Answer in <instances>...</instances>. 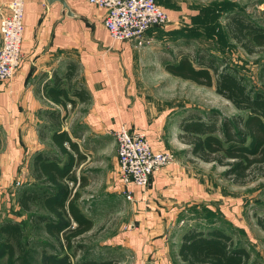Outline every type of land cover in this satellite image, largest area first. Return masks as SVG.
I'll list each match as a JSON object with an SVG mask.
<instances>
[{"label":"crops","instance_id":"0c3cea01","mask_svg":"<svg viewBox=\"0 0 264 264\" xmlns=\"http://www.w3.org/2000/svg\"><path fill=\"white\" fill-rule=\"evenodd\" d=\"M9 1L0 0V14ZM64 1L67 8L59 1L25 0L23 60L11 81L0 84L1 185L25 181L38 190L39 181L33 175L37 155L57 158L60 166L66 165L69 158L53 142L55 132H66L81 156L65 143L74 156L77 179L69 184L83 185L87 172L103 168L108 180H117L118 152L112 132L126 126L131 132H144L155 149L174 156L147 187L132 188L130 200L137 209L132 232L167 234L187 213H194L196 199H207L215 187L225 196L228 193L217 180L195 174V169H201L195 159H200L181 138L186 117L180 120L159 112L139 93L154 67L162 66L170 73L161 48L166 40L152 29L145 46L133 41L117 43L104 26L106 10L88 0ZM168 14L170 20L175 18V13ZM224 172L223 168L221 180L230 182ZM203 211L211 217L207 229H215L214 213ZM187 231L183 228L175 251Z\"/></svg>","mask_w":264,"mask_h":264},{"label":"rangeland","instance_id":"374dc122","mask_svg":"<svg viewBox=\"0 0 264 264\" xmlns=\"http://www.w3.org/2000/svg\"><path fill=\"white\" fill-rule=\"evenodd\" d=\"M155 2L167 13H175L173 20L156 30L160 39L164 37L166 40L161 48L169 63H172L178 53L196 55L203 52L216 60L219 72L232 73L253 93L264 94V49L247 54L228 36L225 28L228 15L235 11H240L255 21L259 20V15L264 10V0ZM139 93L159 112L164 111L180 120L195 112L211 115L216 111L221 118L238 114L228 100L216 93L214 86L198 85L181 79L166 73L162 66L154 67L152 75L144 78ZM196 164L201 168L195 169L196 175L203 173L205 179L211 177L212 180H217L218 186L225 188L228 194L225 196V192H217L220 188L215 187L216 190L214 188L207 199H196L194 213H187L188 217L180 225L170 227V232L165 233L166 235L154 232L145 236L140 232H132L135 229L137 209L119 191L118 177L117 180H108L105 168L87 172L83 185L69 184L74 192H79L77 203L94 224L93 229L78 240L84 244L85 250L75 248L63 251L62 237L48 235L44 224L36 225L33 222V216L45 215L46 211L38 206H34L31 212L21 208L18 199L24 188L32 191L35 186H28L25 181L3 186L0 177V226L7 222H17L23 230L20 243H13V255L7 248L4 249L5 237L0 234V264H47L51 256L62 258L65 254L72 256L74 264L78 260L91 259L111 261L112 264H186L175 250L183 228L188 231L209 230L207 228L211 224H208L207 219L211 217H206L208 214L203 209L214 213V228L223 229L230 234L236 245L246 248L252 261L264 264V228L258 224L256 217L264 214V178L247 180L245 185L238 186L229 179L230 182L221 180L225 167L202 164L195 159ZM195 183L205 186L199 180H195ZM50 218L54 222L59 220L56 216L50 215ZM78 241L75 240L73 246ZM74 253H77L76 256H73Z\"/></svg>","mask_w":264,"mask_h":264},{"label":"trees","instance_id":"16d2710c","mask_svg":"<svg viewBox=\"0 0 264 264\" xmlns=\"http://www.w3.org/2000/svg\"><path fill=\"white\" fill-rule=\"evenodd\" d=\"M228 36L247 54L264 49V10L255 21L240 11L231 12L225 25ZM158 29V27L153 28ZM166 69L174 76L195 82L198 85L215 87L216 93L228 100L238 111L237 115L221 118L214 111L211 115L191 113L182 124V140L192 147L196 158L207 163L225 167L224 176L238 186L248 181L264 178V94L253 93L234 74L219 72L216 60L205 53H178L167 63ZM67 98V94L61 91ZM53 142L61 154L66 153L69 162L60 166L57 158L37 155L33 175L39 181L38 190L25 189L18 203L26 212L34 206L46 211L45 215L33 216L36 225L44 224L45 232L64 240L63 251L85 250L78 241L93 229V221L86 216L78 200L79 192L73 191L69 183H76L73 171L74 156L65 147L69 144L78 154L77 144L66 132H55ZM1 144V139H0ZM56 216L54 222L50 218ZM258 224L264 228V214L256 215ZM0 234L5 237V248L13 255V243L19 244L23 238L22 226L17 222H7L0 226ZM78 241L73 246L74 241ZM74 253L73 256H76ZM178 256L186 264H261L251 260L246 248L236 245L230 234L219 228L204 232L198 229L187 231L181 239ZM70 254L62 258L51 256L47 264H74ZM75 264H112L111 261L78 260Z\"/></svg>","mask_w":264,"mask_h":264},{"label":"built area","instance_id":"2783aa9c","mask_svg":"<svg viewBox=\"0 0 264 264\" xmlns=\"http://www.w3.org/2000/svg\"><path fill=\"white\" fill-rule=\"evenodd\" d=\"M106 10L104 26L119 43L133 41L137 46L149 43L147 33L167 25L168 13L155 0H88ZM25 0H11L0 14V84L11 81L23 60ZM117 143L119 191L132 200V188H145L151 177L170 165V152L155 149L144 132H131L126 126L112 132Z\"/></svg>","mask_w":264,"mask_h":264},{"label":"water","instance_id":"95a60500","mask_svg":"<svg viewBox=\"0 0 264 264\" xmlns=\"http://www.w3.org/2000/svg\"><path fill=\"white\" fill-rule=\"evenodd\" d=\"M49 3H52V2H54V1H59V2H61L64 6H65V8H67V5H66V3H65V1L64 0H47Z\"/></svg>","mask_w":264,"mask_h":264}]
</instances>
